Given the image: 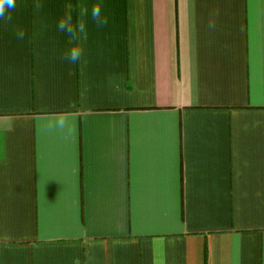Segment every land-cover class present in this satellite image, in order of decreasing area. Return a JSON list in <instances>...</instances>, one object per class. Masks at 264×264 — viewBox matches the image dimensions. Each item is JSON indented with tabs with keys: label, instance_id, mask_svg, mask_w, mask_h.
I'll list each match as a JSON object with an SVG mask.
<instances>
[{
	"label": "crops",
	"instance_id": "0c3cea01",
	"mask_svg": "<svg viewBox=\"0 0 264 264\" xmlns=\"http://www.w3.org/2000/svg\"><path fill=\"white\" fill-rule=\"evenodd\" d=\"M34 3L0 19V264H264V0Z\"/></svg>",
	"mask_w": 264,
	"mask_h": 264
},
{
	"label": "clouds",
	"instance_id": "9594fccd",
	"mask_svg": "<svg viewBox=\"0 0 264 264\" xmlns=\"http://www.w3.org/2000/svg\"><path fill=\"white\" fill-rule=\"evenodd\" d=\"M43 5L40 0H35L34 8L39 11ZM16 8V0H0V19L10 21L12 19L11 13ZM65 13L57 22V30L65 33L68 36V43L71 47L65 52L64 59L70 63H76L81 60L83 54L82 42L87 39V17L91 16V19L95 22L97 27H103L107 24L108 20L106 16H102V5L94 4L89 13V8L85 3H79L76 6L77 19L73 20V6L71 4L65 5ZM17 37L23 39L24 31L21 29L17 32ZM57 127L64 129L66 121L59 119Z\"/></svg>",
	"mask_w": 264,
	"mask_h": 264
}]
</instances>
